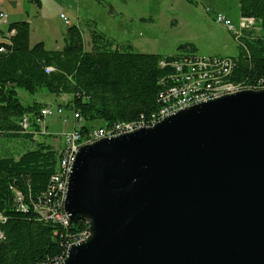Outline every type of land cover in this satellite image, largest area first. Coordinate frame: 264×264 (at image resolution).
Listing matches in <instances>:
<instances>
[{"label": "water", "instance_id": "95a60500", "mask_svg": "<svg viewBox=\"0 0 264 264\" xmlns=\"http://www.w3.org/2000/svg\"><path fill=\"white\" fill-rule=\"evenodd\" d=\"M64 211L90 233L54 264H264V88L80 146Z\"/></svg>", "mask_w": 264, "mask_h": 264}, {"label": "trees", "instance_id": "16d2710c", "mask_svg": "<svg viewBox=\"0 0 264 264\" xmlns=\"http://www.w3.org/2000/svg\"><path fill=\"white\" fill-rule=\"evenodd\" d=\"M238 6L240 17L252 18L254 25L237 39L238 54L228 56L231 70L219 73V78L240 90H259L264 88V0H238ZM6 31L13 33L1 32L0 39V139L29 140L34 145L17 153H0V264H54L64 258L87 223L79 218L63 226L40 217L37 208L60 197L57 183L50 184L60 149L36 141L45 134L37 119L46 104H24L17 89L70 95L65 107L77 112L82 134L96 121L102 122L100 127L149 123L160 107L159 94L169 84L161 80L176 73L169 63L180 54L136 52L96 28L89 30L86 47L76 24L65 27L60 49H48L42 41L31 45L26 20L10 22ZM178 49L196 54L190 43ZM163 59L167 63L161 67ZM24 116L26 129L20 124Z\"/></svg>", "mask_w": 264, "mask_h": 264}, {"label": "rangeland", "instance_id": "374dc122", "mask_svg": "<svg viewBox=\"0 0 264 264\" xmlns=\"http://www.w3.org/2000/svg\"><path fill=\"white\" fill-rule=\"evenodd\" d=\"M61 1L63 7L57 13L58 21L55 22V25L67 26L60 16V13L64 14L71 24H76L80 28L86 45L89 30L96 28L108 38L115 40L116 43L130 45L136 52L162 55L182 54L188 52L178 49V46L183 43L192 44L196 49L195 53L204 57L236 56L239 52L237 39L224 25L214 19V14L220 12L230 18L233 24H237L240 18L238 0ZM43 2L45 7L48 6L47 13H49L52 4L48 0ZM6 26L1 29L6 30ZM200 89L204 88L200 87ZM236 91L238 89L231 84H218L211 92L214 93V98H217ZM203 92L205 91L202 90ZM207 92L209 91L206 90ZM17 94L24 104L35 101L46 102L48 105L45 106L54 111L45 118L46 134L39 135L36 141H45L59 150L63 143L62 133L70 132L74 127V112L71 108L65 107L68 102L67 96L51 94L43 89L34 94L17 89ZM208 99L210 100V98H206L201 101L189 102L184 106H177L171 111L168 109L164 117ZM57 107L62 108L60 115L55 113ZM63 119L66 121L63 122ZM81 123L79 119L78 127ZM100 126H102L101 121L92 124L93 128H100ZM33 145L34 142L29 140L0 139V153H17L31 148ZM65 168L67 169V167ZM64 200L65 196L62 198L63 202ZM89 233L90 229L87 225L86 230L81 233L83 234L81 239H87Z\"/></svg>", "mask_w": 264, "mask_h": 264}, {"label": "built area", "instance_id": "2783aa9c", "mask_svg": "<svg viewBox=\"0 0 264 264\" xmlns=\"http://www.w3.org/2000/svg\"><path fill=\"white\" fill-rule=\"evenodd\" d=\"M66 25L70 24V20L64 15H60ZM215 21L224 25L232 35L238 39L246 30H249L254 25L252 18L240 17L237 24H233L230 18H227L224 14L216 12L214 14ZM8 23L7 14L0 11V27ZM171 64L176 73L167 75L161 80L162 83L169 81L167 87H171V94H159L160 107L151 116L149 123H125L117 122L108 127L92 128L87 133L82 134L78 127L79 116L77 112H74V127L72 131L62 133L63 143L59 150V162L56 172L51 176L50 184L57 183L58 193L60 197L54 201L51 205L47 204L44 207L37 208L38 213L44 220L50 219L63 226L68 224L70 220L68 215L64 211V202L62 201V194L66 192L67 180L70 169L75 160L77 148L85 143H93L94 141L109 136H117L123 133L132 132L138 128L150 127L155 123L159 122L164 118L165 112L169 109L170 111L177 106H184L189 102L201 101V99L214 98V93L209 91V94H202L200 87H207V84L203 86H194V79L200 77H209L211 81V74L229 73L232 67V59L228 56H199L197 54L191 55L188 52L180 54V57L172 60ZM167 60L163 59L160 61V66L164 67ZM181 70H188V78H181ZM238 90V87L234 86ZM216 98V97H215ZM197 99V100H196ZM209 100V99H208ZM206 101V100H205ZM54 112L50 107L44 106L40 110L39 118L37 122L41 125L43 133H46L45 118ZM62 112L61 107L55 109V113L60 115ZM44 119V120H43ZM66 120L63 119V122ZM23 128H27L28 120L24 116L20 122ZM60 167H67V176H60ZM65 178V179H64ZM57 193V194H58ZM82 235L73 241L77 243L81 241ZM69 244L68 247L71 245ZM60 262V261H59Z\"/></svg>", "mask_w": 264, "mask_h": 264}, {"label": "crops", "instance_id": "0c3cea01", "mask_svg": "<svg viewBox=\"0 0 264 264\" xmlns=\"http://www.w3.org/2000/svg\"><path fill=\"white\" fill-rule=\"evenodd\" d=\"M43 1L44 0H40V6H36L29 0H0V11H3L7 14V26L13 21L26 20L29 22V42L31 45L38 41H42L45 47L48 49H60L63 45L62 34L65 30V27L56 26L55 22L58 21L56 19L57 13L63 7L62 1L48 0L52 4V9L49 11V13H47L48 6L45 7ZM61 14L62 13H60V15ZM76 15H78V13H76ZM2 27H0V39H3L1 37V32H3L5 36H9L11 33H13L2 30ZM86 47H88V45H86ZM60 95L67 96V101L70 99V95L68 94ZM44 104L48 105L46 102H44Z\"/></svg>", "mask_w": 264, "mask_h": 264}, {"label": "bare ground", "instance_id": "6f19581e", "mask_svg": "<svg viewBox=\"0 0 264 264\" xmlns=\"http://www.w3.org/2000/svg\"><path fill=\"white\" fill-rule=\"evenodd\" d=\"M224 74L226 75L228 73H224ZM181 78H188V70H181ZM222 78H224V77H222ZM211 81H213V82H209V77L195 78L194 79V86H203V85L207 84V87H203L204 89H202V90H204L205 92H203L202 94H209V92L206 93V90L207 91H212L214 88H216V86L218 84H221V85H225L226 84L225 82L224 83L221 82L222 80H220L218 74H211ZM216 91H218V90H216ZM161 93H163V94H171V87H167L166 86L165 89ZM78 148H77V150H78ZM62 168H63V173L60 174V176H64L67 173V169L65 167H62ZM64 196H65V192L62 194V198Z\"/></svg>", "mask_w": 264, "mask_h": 264}]
</instances>
